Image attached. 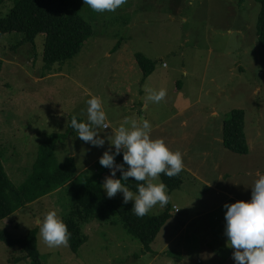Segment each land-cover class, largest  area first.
Wrapping results in <instances>:
<instances>
[{"label":"rangeland","instance_id":"rangeland-1","mask_svg":"<svg viewBox=\"0 0 264 264\" xmlns=\"http://www.w3.org/2000/svg\"><path fill=\"white\" fill-rule=\"evenodd\" d=\"M74 4L94 34L82 51L56 72L45 71V35H39L35 44H22L24 35L20 33L0 38V59L4 62L0 76V151L11 181L24 184L49 136L69 131L67 139L74 149L78 176L97 178L98 161L109 148L114 151L111 142L125 119L138 124L150 121L151 139H162L171 148L175 147L172 137L184 140L177 142L179 146L192 144L190 163L201 176L203 170L227 172L229 163L217 166L219 145L217 148L210 140L200 139L210 137L198 133L219 131L223 119L240 109L247 120L250 153L236 156L244 159L239 180L245 186L253 184L254 171L264 170V48L257 35L260 4L255 0H127L115 12L103 13L93 11L83 0H74ZM13 7L14 0L1 5L0 18ZM137 54L155 63L154 72L146 79ZM160 89H166L165 99L150 101L149 95ZM92 96L101 99L107 115L108 128L98 129L106 141L102 148L79 139L71 127L73 116L78 122L87 120V100ZM187 105H191L190 110L183 115L191 120L187 128H181L183 117L176 115ZM212 109L219 118L212 117ZM206 147L217 149L202 156ZM68 156L69 142L61 140L58 161L64 163ZM183 169L187 172L183 188L188 180L198 181ZM152 182L162 180L159 176ZM202 190L201 200H193L186 192L167 190L169 203L164 207L158 204L149 213L160 215L170 208L173 217L177 209L179 213H193L196 206L199 212L211 199L209 192ZM111 199L123 202V195L117 193ZM73 204L71 186H66L1 221L0 231L23 239L37 230L42 264H220L231 256V248L221 250L224 241L218 229L219 211L204 219L198 217L188 232L165 249V255L156 252L180 232L186 219L181 222L171 217L172 223L162 229L151 252L128 234L118 216L85 223L83 233L88 241L77 254L70 247H48L38 222L52 210L64 220ZM0 264H31V260L25 259L20 248L11 249L0 241Z\"/></svg>","mask_w":264,"mask_h":264},{"label":"trees","instance_id":"trees-1","mask_svg":"<svg viewBox=\"0 0 264 264\" xmlns=\"http://www.w3.org/2000/svg\"><path fill=\"white\" fill-rule=\"evenodd\" d=\"M7 1L10 0H0V6ZM255 1L261 6L257 35L260 45L264 48V0ZM12 33L24 35L22 44H35L39 35H45V71L56 72L67 60L82 51L94 31L92 25L78 11L74 0H14V7L9 14L0 18V38ZM136 60L143 70L144 78L151 76L155 63L143 54H137ZM3 65L4 62L0 59V76ZM245 120V112L236 109L224 124V146L239 155H247L249 152ZM69 133L70 131L66 135L49 136L46 143L40 147L29 178L19 186L11 181L6 172L0 151V222L20 209L71 186L74 204L63 221L71 233L69 247L73 253L77 254L88 241V237L83 233L85 223L93 220L102 222L113 216L120 218L128 234L138 240L146 252H151L153 243L172 217L171 209L167 208L160 215L149 213L142 218L137 217L131 210L133 202L124 204L105 195L102 180L111 170L99 163L97 178L84 179L83 175L78 176L76 157L68 156L64 163H60L57 158V145L61 140L68 141ZM116 163H123L122 152L116 157ZM117 175L120 178L119 172ZM160 178L167 185L169 193H172L182 188L187 172L183 169L177 176L169 178L161 174ZM124 183L131 191L137 193L139 184L146 182H136L130 178ZM0 241L11 249L20 248L25 254V259L31 260V264H42L37 230L30 231L23 239H14L7 231H0Z\"/></svg>","mask_w":264,"mask_h":264},{"label":"clouds","instance_id":"clouds-1","mask_svg":"<svg viewBox=\"0 0 264 264\" xmlns=\"http://www.w3.org/2000/svg\"><path fill=\"white\" fill-rule=\"evenodd\" d=\"M98 13L115 12L127 0H83ZM167 95L166 89L153 91L148 99L160 103ZM107 115L99 97L92 96L87 100V120L78 122L73 116L71 127L77 137L93 147L102 148L105 139L101 138L98 129L108 128ZM152 125L144 120L138 124L135 120L125 121L116 129L111 145L99 159L102 167L110 171L102 184L109 199L122 193L123 203L133 202L132 211L137 217H144L156 206L169 203L167 185L152 180L161 174L171 178L181 173L184 168L183 155L180 151H171L162 139L150 137ZM123 153V163L117 164L116 157ZM127 165V168H125ZM121 174L117 179L116 174ZM258 179L251 187V199L225 204V235L232 249L235 264H264V174L257 173ZM132 178L140 183L138 192L130 191L124 182ZM40 235L50 248L69 247L71 233L67 224L57 214L49 211L39 222Z\"/></svg>","mask_w":264,"mask_h":264},{"label":"crops","instance_id":"crops-1","mask_svg":"<svg viewBox=\"0 0 264 264\" xmlns=\"http://www.w3.org/2000/svg\"><path fill=\"white\" fill-rule=\"evenodd\" d=\"M191 105H187V106H183L182 108L178 109V113H177V117H183V121L181 122L180 126L181 128H187L189 121L191 120V117H186L185 115H183L185 113V111H189L190 110ZM199 110V109H197ZM212 117L214 118H219L218 113L216 112V110L212 109L211 112ZM226 119H223V123H221L220 125V129L219 131H215V132H203L200 131L198 133V136L201 137H210V138H200V139H208L210 140L211 143H215L214 145L216 146L217 144L219 145L216 146L218 148L219 153H221V158H220V163H218L217 166L220 167V165H225L227 163H229V166L226 167L228 170L227 172H225L224 170H218L217 169H212V173L206 172V170H203L204 176H201L200 170L196 171L194 167H192V164L190 163V156L189 153L192 152V144L191 145H186V146H179L177 144V142L179 141H184V140H179L176 139L175 137H172V141L171 144L173 143L175 147L171 148L170 145H167L168 148L175 152L176 149L178 148V151H180L183 155V161H184V168L192 173V175L196 178H198L196 182H192L190 180H188L189 182H187V184H185L184 188L179 189L177 191H182V192H186V194H190L192 195L193 200L197 199V200H201L199 193L201 192V190L204 188L205 193L209 192V195L211 197V199L209 198L208 203H205L204 208L197 212V206L195 207V211L192 213L190 211L186 212V211H182V213L178 212L179 209H177L175 211V215L173 216L174 218H180L181 219H186L184 221V226L183 228L180 230V232H178L177 234H175L172 238L168 239L167 242L164 244V246L162 247V249L158 252H156V254H162L165 255V249L168 248L172 243H174V241L178 238H181V236L185 233L188 232V228L189 226L193 225V223L195 221H197L198 217L201 218H205L204 216L210 215L212 213H216L217 211L221 212L222 216H220V219H218V229L220 232V238L224 241V244L221 245V250L222 249H227V247H229L228 245V238L225 235V213H226V209L224 208L225 204H231V203H235L238 201H249L251 199V187H253L254 182L256 179H258L257 173H261L264 174V170L262 169H256L253 173L252 178H254V182L253 184L249 185V186H245L244 184L241 183V181L239 180L240 174L241 172V166L243 164V160L241 157H239V159L236 157L239 154H236L230 150H228L225 146H224V124L226 122ZM258 121H262L258 118ZM205 124V122H204ZM247 120H245V134H246V138H247V143L249 144V139H248V135H247ZM192 140H195L194 137H191ZM198 139V137L196 138ZM249 146V145H248ZM217 148H204V150L202 151V156H206L210 153H212V151L216 150ZM232 152V153H231ZM250 153V147H249V152L247 155H239V156H249ZM187 160V161H186ZM233 161V162H232ZM238 164V165H237ZM249 175V174H248ZM201 184V185H199ZM196 185H199V188H197ZM197 188V189H196ZM242 190V192H241ZM175 191V192H177ZM203 191V190H202ZM174 192V193H175ZM196 192V193H195ZM184 195V194H183ZM212 204H215V206H210ZM178 204H174L173 207L177 208ZM224 213V215H223ZM172 217V218H173ZM172 218L167 222V224L164 226V229L167 228L169 226V224L172 223ZM188 219V220H187ZM194 219V220H193ZM181 222H183V220H181ZM215 231V230H214ZM162 233L160 232L159 236ZM215 238H219L217 236H215ZM188 237H186L185 240H187ZM184 240V241H185ZM231 248V247H229ZM233 252L234 249H230V258L227 260L226 257L228 258V256L223 255L224 259H226V261H222L220 260V264H235V261L233 259ZM171 254V253H170ZM222 255V252L220 254V256ZM219 256V257H220ZM182 262V261H181Z\"/></svg>","mask_w":264,"mask_h":264},{"label":"water","instance_id":"water-1","mask_svg":"<svg viewBox=\"0 0 264 264\" xmlns=\"http://www.w3.org/2000/svg\"><path fill=\"white\" fill-rule=\"evenodd\" d=\"M68 142H69V147L71 149V155L73 156L74 155V149L72 148V143H71L70 138L68 139Z\"/></svg>","mask_w":264,"mask_h":264}]
</instances>
